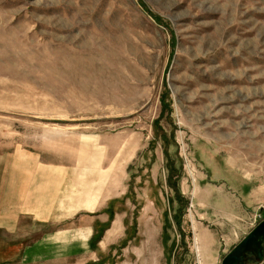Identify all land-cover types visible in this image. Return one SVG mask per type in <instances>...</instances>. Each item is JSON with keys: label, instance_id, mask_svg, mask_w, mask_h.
I'll return each instance as SVG.
<instances>
[{"label": "rangeland", "instance_id": "374dc122", "mask_svg": "<svg viewBox=\"0 0 264 264\" xmlns=\"http://www.w3.org/2000/svg\"><path fill=\"white\" fill-rule=\"evenodd\" d=\"M7 165L48 264H222L219 176L264 218V0H0Z\"/></svg>", "mask_w": 264, "mask_h": 264}, {"label": "crops", "instance_id": "0c3cea01", "mask_svg": "<svg viewBox=\"0 0 264 264\" xmlns=\"http://www.w3.org/2000/svg\"><path fill=\"white\" fill-rule=\"evenodd\" d=\"M9 167L12 168L7 165L6 169L2 170L0 167V264H48L50 260L62 258L63 251L60 250L61 255L58 256L56 248L58 242L63 241L51 239L52 241L49 242L48 233L42 231L41 227H36L37 224H46L50 219L46 213L47 203H32L31 171H28V166L26 165L23 166V169L19 168L17 172L13 169L7 170ZM225 181V178L219 176V224L228 226L230 223L225 220L233 221L235 218L230 224L234 228V232L229 231L228 234H221L224 240L223 244L227 245L225 250H227L226 247L230 244L237 245L250 230H245L248 215L233 216V213L238 208L240 209V205L237 204L234 196H238L240 193L237 190H229L231 193H226L222 184ZM238 186H240V183ZM210 187L206 189L208 194L214 191ZM248 195H250L249 190ZM253 196L254 193L251 192V197ZM240 203L242 202L240 201ZM55 219L58 221L56 216ZM249 219H252V217ZM244 221L246 222L244 223ZM255 224L251 223L250 229ZM221 232L219 231V233ZM78 235L79 230H76V236ZM31 236H39L40 238L31 243L23 242L24 238ZM219 238V244H221V237ZM49 248H52L51 251ZM74 252H78L76 246L71 251V254Z\"/></svg>", "mask_w": 264, "mask_h": 264}, {"label": "water", "instance_id": "95a60500", "mask_svg": "<svg viewBox=\"0 0 264 264\" xmlns=\"http://www.w3.org/2000/svg\"><path fill=\"white\" fill-rule=\"evenodd\" d=\"M261 242H264V220L260 221L222 260V264H245L246 254L257 253L262 258Z\"/></svg>", "mask_w": 264, "mask_h": 264}, {"label": "flooded vegetation", "instance_id": "af4514ba", "mask_svg": "<svg viewBox=\"0 0 264 264\" xmlns=\"http://www.w3.org/2000/svg\"><path fill=\"white\" fill-rule=\"evenodd\" d=\"M263 244H264V242H261L262 251H264ZM255 256L258 257L257 253H255V252H249V253H247V254H246V258H245V260H244V263L247 264V262L253 260V258H254ZM258 258H259V257H258ZM259 259H261V258H259Z\"/></svg>", "mask_w": 264, "mask_h": 264}, {"label": "built area", "instance_id": "2783aa9c", "mask_svg": "<svg viewBox=\"0 0 264 264\" xmlns=\"http://www.w3.org/2000/svg\"><path fill=\"white\" fill-rule=\"evenodd\" d=\"M258 218L261 220V219H262V216L259 214V215L256 217L255 220H257Z\"/></svg>", "mask_w": 264, "mask_h": 264}]
</instances>
